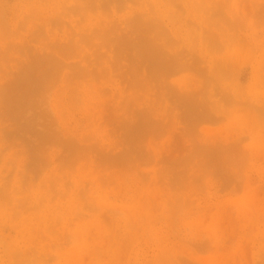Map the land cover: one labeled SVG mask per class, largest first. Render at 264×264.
Here are the masks:
<instances>
[{
  "label": "rangeland",
  "instance_id": "rangeland-1",
  "mask_svg": "<svg viewBox=\"0 0 264 264\" xmlns=\"http://www.w3.org/2000/svg\"><path fill=\"white\" fill-rule=\"evenodd\" d=\"M0 264H264V0H0Z\"/></svg>",
  "mask_w": 264,
  "mask_h": 264
},
{
  "label": "bare ground",
  "instance_id": "bare-ground-1",
  "mask_svg": "<svg viewBox=\"0 0 264 264\" xmlns=\"http://www.w3.org/2000/svg\"><path fill=\"white\" fill-rule=\"evenodd\" d=\"M212 15H213V14H212ZM212 17H214V16H212ZM209 18H210V19H213V18H211V15L209 16ZM106 26H108V24H107ZM103 29H104V28H103ZM104 30H105V29H104ZM107 31H108V30H107Z\"/></svg>",
  "mask_w": 264,
  "mask_h": 264
}]
</instances>
